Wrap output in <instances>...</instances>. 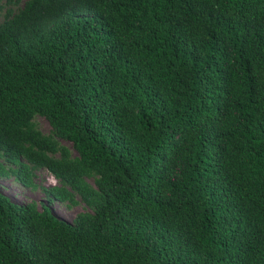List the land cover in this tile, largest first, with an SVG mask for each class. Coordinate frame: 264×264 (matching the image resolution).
<instances>
[{"label":"trees","instance_id":"16d2710c","mask_svg":"<svg viewBox=\"0 0 264 264\" xmlns=\"http://www.w3.org/2000/svg\"><path fill=\"white\" fill-rule=\"evenodd\" d=\"M0 15V176L86 206L0 189V264H264V0Z\"/></svg>","mask_w":264,"mask_h":264},{"label":"rangeland","instance_id":"374dc122","mask_svg":"<svg viewBox=\"0 0 264 264\" xmlns=\"http://www.w3.org/2000/svg\"><path fill=\"white\" fill-rule=\"evenodd\" d=\"M5 0H0L2 5ZM1 17V15H0ZM35 121L43 132L50 131V124L47 119L41 115L35 117ZM60 142L71 146V143L65 139H60ZM74 153V150H73ZM34 180L37 186L34 188L26 187L16 181L12 176H0V189L10 196L16 202H26L30 200L41 201L45 200L52 208L54 214L58 217L72 221L76 212L86 208L83 202H78L74 205H68L65 202H60L56 199L47 201L42 186H48L57 182V179L44 167L35 170Z\"/></svg>","mask_w":264,"mask_h":264}]
</instances>
